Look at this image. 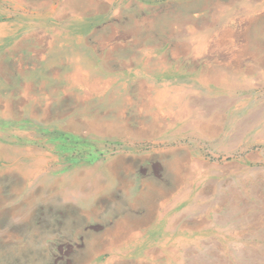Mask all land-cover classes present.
Here are the masks:
<instances>
[{
    "label": "rangeland",
    "instance_id": "obj_1",
    "mask_svg": "<svg viewBox=\"0 0 264 264\" xmlns=\"http://www.w3.org/2000/svg\"><path fill=\"white\" fill-rule=\"evenodd\" d=\"M228 86L264 93V0H0V264H264Z\"/></svg>",
    "mask_w": 264,
    "mask_h": 264
},
{
    "label": "crops",
    "instance_id": "obj_2",
    "mask_svg": "<svg viewBox=\"0 0 264 264\" xmlns=\"http://www.w3.org/2000/svg\"><path fill=\"white\" fill-rule=\"evenodd\" d=\"M232 90L228 86V123H235V129L228 131V142L222 148L212 151L218 158H228V181L238 173L247 177L250 171L264 172V93L258 99L238 98L231 95ZM234 106L246 113L234 117Z\"/></svg>",
    "mask_w": 264,
    "mask_h": 264
}]
</instances>
